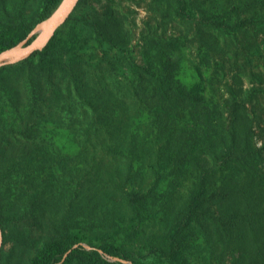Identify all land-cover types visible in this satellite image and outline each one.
<instances>
[{
  "label": "trees",
  "instance_id": "1",
  "mask_svg": "<svg viewBox=\"0 0 264 264\" xmlns=\"http://www.w3.org/2000/svg\"><path fill=\"white\" fill-rule=\"evenodd\" d=\"M59 1L43 0L41 16ZM158 7L165 26L170 19L182 26L170 36L145 37L144 64L123 60L130 72L126 84L111 78V95L129 101L130 114L116 118L119 110L104 100L87 108L94 96L84 94L80 135L71 141L79 152L125 160L120 180L112 184L110 178L107 192L120 193V212L96 216L92 204L100 198L94 194L80 207L82 233L63 222L29 264H127L104 255L130 260L138 245L165 264H195L197 249L218 244L234 249L232 264H264L263 154L241 96L243 78L264 79L255 73L264 69V0H159ZM60 28L21 67L36 58L48 77L64 67ZM27 33L15 25L0 28V53ZM98 37L114 42L105 32ZM72 79L79 91L93 89ZM73 125L69 121L66 129L74 130ZM137 179L146 189L126 188ZM182 187H190L188 194ZM3 221L0 213L1 226ZM77 240L95 248L72 249Z\"/></svg>",
  "mask_w": 264,
  "mask_h": 264
},
{
  "label": "rangeland",
  "instance_id": "2",
  "mask_svg": "<svg viewBox=\"0 0 264 264\" xmlns=\"http://www.w3.org/2000/svg\"><path fill=\"white\" fill-rule=\"evenodd\" d=\"M63 1L41 16L43 0H0V28L20 26L28 32L20 43L28 45L41 35L39 27L53 17ZM158 3L159 0H78L60 28L63 41L59 52L67 61L64 67L48 77L40 73L36 58L30 59L28 68L21 67L27 56L15 61L8 59L3 65L0 70V213L4 221L0 264H29L42 245L59 234L63 222L73 226V233L81 234L85 211L80 207L90 197H96L94 194L100 198L98 204H92L96 216H114L120 212V193L107 192L110 178L112 184L120 180L125 160L79 152L71 141L80 135L78 123L79 113L86 105L84 94L94 96L87 108L89 102L104 100L119 110L116 118L123 119L122 113L126 111L130 114V102L111 95L114 89L111 78L126 84L130 72L123 60L144 64L145 37L170 36L182 26L170 23L171 19L165 26ZM102 32L114 42L100 40L98 35ZM260 42L264 51V41ZM70 46L77 50L69 52ZM110 62L117 65L109 66ZM255 73L263 79L264 69H255ZM107 74L110 76L105 78ZM73 77L93 89L79 91ZM68 85L72 90L70 95H67ZM241 90L254 121L253 140L263 154L264 170V79L258 82L243 78ZM68 109L72 112L70 116ZM69 121L74 123L72 131L66 129ZM98 174L109 179H99ZM103 181L107 182L104 186ZM127 185V189L147 187L138 179ZM187 189L190 187H182L181 193L188 194ZM80 246L95 248L77 240L72 249ZM233 250L221 244L202 247L192 258L195 264H232ZM235 253L239 255L240 251ZM129 255L130 260L104 256L127 264L163 262L149 255L143 245L132 247Z\"/></svg>",
  "mask_w": 264,
  "mask_h": 264
},
{
  "label": "water",
  "instance_id": "3",
  "mask_svg": "<svg viewBox=\"0 0 264 264\" xmlns=\"http://www.w3.org/2000/svg\"><path fill=\"white\" fill-rule=\"evenodd\" d=\"M78 0H64L57 12L49 20L45 21L40 27L41 35L32 43L25 45L20 43L11 48H8L0 53V68L5 65L8 59L19 60L42 50L56 30L62 25L65 19L69 16ZM2 226L0 222V259H1V244H2Z\"/></svg>",
  "mask_w": 264,
  "mask_h": 264
}]
</instances>
